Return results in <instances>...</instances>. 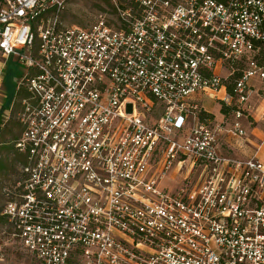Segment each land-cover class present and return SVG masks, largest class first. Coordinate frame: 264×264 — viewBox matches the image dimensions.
Masks as SVG:
<instances>
[{"label":"built area","instance_id":"obj_1","mask_svg":"<svg viewBox=\"0 0 264 264\" xmlns=\"http://www.w3.org/2000/svg\"><path fill=\"white\" fill-rule=\"evenodd\" d=\"M65 1L0 0V57L27 94L26 160L2 190L13 235L40 264H264V161L219 137L247 134L264 0H114L84 27L44 16ZM201 95L233 108L223 123Z\"/></svg>","mask_w":264,"mask_h":264},{"label":"rangeland","instance_id":"obj_2","mask_svg":"<svg viewBox=\"0 0 264 264\" xmlns=\"http://www.w3.org/2000/svg\"><path fill=\"white\" fill-rule=\"evenodd\" d=\"M128 0H117V2H127ZM59 10L55 9V12H50L48 17H57L64 25H77L84 27L92 24L99 12L113 11L114 0H66ZM0 141H6L12 139L18 134L19 127L16 124L14 117L10 121H5V114L11 110L16 98V90L18 86V79L21 74L25 73L23 65L14 61L13 57L7 61L0 57ZM8 68L13 69L18 75L14 77L12 82L6 81ZM223 69V68H222ZM220 74L225 76L228 72L223 69ZM253 93L250 100L252 103L251 111H247L248 121L252 122V126H257L264 130V82H256L253 87ZM221 100L212 97H204L203 103L217 116V121L223 122V116L220 113ZM3 104L6 106L5 110L1 108ZM250 104V103H249ZM7 143V142H6ZM7 145L0 144V160L3 159L6 167L0 168V212L5 203V197L3 195V187L6 184L13 183L19 177V168L22 162L16 161L15 150H10ZM263 151H261L262 154ZM1 160V161H3ZM179 169V165L173 166L171 174ZM200 171L196 170L191 174V180L195 181L199 178ZM181 176L170 178V189H175L173 184H179ZM1 218V215H0ZM0 264H40L34 257L27 252L17 236L13 235V228L8 223L0 220Z\"/></svg>","mask_w":264,"mask_h":264},{"label":"crops","instance_id":"obj_3","mask_svg":"<svg viewBox=\"0 0 264 264\" xmlns=\"http://www.w3.org/2000/svg\"><path fill=\"white\" fill-rule=\"evenodd\" d=\"M256 82H264V79L254 78L250 81L249 84L250 97L251 94L254 92L253 87H255ZM204 97L207 96L206 95L195 96V99L197 102L199 101L201 103V105L204 107L206 111L216 115L213 111H211L208 107L204 105L203 103ZM249 103L250 104L248 105L249 106L248 111L250 112L252 108L251 100H249ZM220 113H221V104H220ZM215 120L217 121V116H215ZM242 124L247 133L244 137L234 136L230 133H227L225 130L227 126H224L223 124V129L220 132L221 135L219 136L220 143L222 144V149H223L222 151L236 158H250L253 156H257L264 161V130H262L257 126H252L253 123L248 121V117L242 119ZM261 151H263L262 154ZM171 175H172L171 177H174L176 175V171Z\"/></svg>","mask_w":264,"mask_h":264},{"label":"trees","instance_id":"obj_4","mask_svg":"<svg viewBox=\"0 0 264 264\" xmlns=\"http://www.w3.org/2000/svg\"><path fill=\"white\" fill-rule=\"evenodd\" d=\"M50 12H55V8H49L45 13H44V16L45 17H48L47 15L50 13ZM261 51H262V53L264 54V46H262V48H261ZM8 74H7V76H6V81L8 82V83H10V82H12V80L14 79V77H16L18 74L13 70V69H10V68H8V72H7ZM212 74L211 73H206V76L207 77H210ZM240 73L239 72H236V73H234V74H231V75H229L228 77H227V79H225L224 80V83H225V85H226V87H227V91L229 92V93H233L234 92V90H235V81L240 77ZM26 92H24V91H18V92H16V96H15V98H16V100H15V103H14V105H13V107L11 108V110H10V117H9V119L7 120V121H10L11 119H12V116L14 117V119H15V121H16V124L18 125V127H19V132H18V134L12 139V141H10V140H6V141H0V144L1 145H9L8 146V148L10 149V150H15V152H16V161H18V162H23V161H25L26 159H25V157L21 154V153H19L18 152V150L15 148V142L19 139V137H20V135H21V131H22V129H21V126H20V124H19V122L16 120V113H18L17 111L20 109V100H21V98L23 99L24 97H26ZM220 103H222L221 104V113H222V115H224L225 117L226 116H228V115H230V113H231V111H232V109L233 108H231V107H228V106H226L225 104H224V102H222V101H220ZM5 105L3 104V107L1 108V110L2 111H4L5 110ZM200 117H201V119H207V118H211V119H214L215 118V116H214V114L213 113H210V112H207V111H202L201 113H200ZM6 121V122H7ZM7 142V143H6ZM1 160H3V159H1ZM0 160V168L1 169H4L5 167H6V164H5V162H4V160L3 161H1ZM0 215H1V218H0V220H2V221H4L5 223H7V218H6V216L2 213V209H1V212H0Z\"/></svg>","mask_w":264,"mask_h":264}]
</instances>
